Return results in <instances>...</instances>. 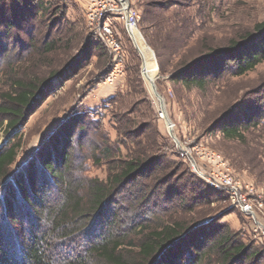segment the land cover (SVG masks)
Returning <instances> with one entry per match:
<instances>
[{
  "label": "trees",
  "instance_id": "trees-1",
  "mask_svg": "<svg viewBox=\"0 0 264 264\" xmlns=\"http://www.w3.org/2000/svg\"><path fill=\"white\" fill-rule=\"evenodd\" d=\"M59 1L61 6L51 8L46 0H0V56L7 51L4 45H9L10 32H15L27 38L22 51L36 55L39 61L36 71L9 76L8 91L0 95V127L5 123L9 138L0 148V264H264V250L245 243L218 218L187 225L172 218L154 226L147 224V213L134 204L138 199L147 203L150 199L129 193L138 181L165 186L163 203L176 200L177 204L173 203L182 211L189 204L180 207L178 203L187 195H193L190 203L201 207L209 198L198 188L205 184L192 172L187 184H168L170 167L154 155L158 145L155 139L160 135L148 123L135 122L133 110L114 115L115 132L132 146L126 149L124 161L114 163L119 152L106 148L107 142L90 113H75L50 129L38 151L13 168L20 146V135L15 133L53 93L54 82L80 70L94 56L92 49L107 55L99 39L89 33L78 54L43 78L40 68L46 69L48 55L57 52L58 44L49 38L63 33L69 46L77 39L74 24L65 21L67 0ZM144 3L148 10L142 23L147 25L146 32L151 30L150 45L156 56L164 57L167 65L171 58H179L169 76L172 84L205 91L209 82L243 76L264 62V21L255 25L252 35L231 40L225 47L199 43L196 56L183 58L192 38L191 22L177 20L174 24L171 17L163 16L178 5L177 0ZM51 13L54 20L50 22L47 16ZM111 100L114 103L116 95ZM237 109L239 106L222 113L210 124V132L216 130L225 140L243 141V133L249 130L248 110L234 113ZM154 110L158 120L155 106ZM96 137L95 146L86 150L92 152L87 159L97 162V150L96 155L111 166L104 182L83 177L79 161L86 159L85 140L93 143ZM116 206L120 208L115 210ZM128 219H134L136 226L131 221L128 224ZM126 230H135L138 237L128 239Z\"/></svg>",
  "mask_w": 264,
  "mask_h": 264
},
{
  "label": "rangeland",
  "instance_id": "rangeland-1",
  "mask_svg": "<svg viewBox=\"0 0 264 264\" xmlns=\"http://www.w3.org/2000/svg\"><path fill=\"white\" fill-rule=\"evenodd\" d=\"M46 1L51 4V8L61 6L59 0ZM128 1L139 15L135 39L131 38L129 32L121 25L112 23V31L125 55L122 77L113 83H105L104 78L110 72L111 58L108 52L106 55L103 54L104 51L92 49L94 56L70 78L65 76L58 78L54 82L53 93L15 133L17 137L20 135L18 137L20 146L13 168L19 167L38 151L43 137L50 129L75 113H90L91 119L97 121L95 127L98 129L100 127L104 141L107 142L106 148L108 146L119 152L114 163L124 161L127 159L126 149L132 146L115 132L113 123L117 121L114 115L119 117L124 112L133 110L132 118L135 122L148 123L160 135V138L155 139L159 146H156L154 155L160 163L167 162L170 167L168 184L175 182L179 185L187 184L192 172L209 188L198 187L202 192L205 190L204 194L209 198L206 205L201 207L199 204L190 203L193 195H187L182 203H178L180 207L182 204H189L187 210L182 211V207L176 208L175 204L178 202L176 200H172L171 204L163 203L162 194L165 186L150 184L148 180L138 181L132 185L129 193L134 196L137 192L140 199L142 197L150 199L148 203L138 199L134 204L136 208L147 213L149 221L147 224L154 226L158 222L172 218L179 224L187 225L195 221L198 224L218 218L230 232L241 236L245 243L254 244L264 250V62L243 76L225 77L209 82L205 91L172 84L169 76L173 73L179 58H171L167 65L164 57L156 56L150 45L151 30L146 32L147 25L142 23L143 13L148 10L143 2L147 4L152 0ZM177 4L163 16L171 17L174 24L177 20L191 22L192 38L188 40L189 48L184 55L182 54L183 58L196 56L200 51L199 43H205L206 47L211 48L225 47L231 40L252 35L255 25L264 21V0H177ZM65 5L67 6L65 21L74 24L73 33L77 38L74 41L75 46H69L65 42L66 36L63 33L50 37L49 40L52 39L58 44L57 52L48 55L45 61L46 69L45 66L40 68L43 78L47 77L50 70L59 71L69 58L78 54L85 38L89 36V32L83 27L80 5L75 0H67ZM52 15L53 13L47 16L50 22L54 20ZM9 38V45H4L8 46L7 51L5 49L0 56V95L8 91L9 76L13 74L20 76L24 71L26 74L31 70L36 71L34 67L39 62L36 55L28 56L22 51L26 37L10 32ZM92 40L97 42L95 38ZM98 47L101 48L100 45ZM143 67L154 83L164 110L159 108L158 100L142 76ZM130 80H135V83H130ZM114 95L117 100L113 103L111 99ZM152 102L157 114L159 111L163 114L162 120L159 117L158 120L155 118ZM134 105L136 106L133 108ZM238 106L239 109L234 113L248 110L246 113L249 116V130L243 133V141L225 140L215 132L216 130L210 132V124L215 119ZM166 119L169 126L166 125ZM4 126L5 123L0 127V148L9 139L6 138ZM97 140L98 137L93 143L85 140L86 159L84 161L78 159L83 164V177L104 182L108 174L107 168L111 166L96 155L97 150L94 151L98 158L97 162L92 163V159H87L91 157L92 152L86 150L92 149ZM13 141L16 143L17 139ZM209 157L214 158V161ZM217 157L219 159H216ZM225 168L228 169L225 174L230 175V180L220 176ZM230 181L240 183L241 190L237 195L250 205L251 215L243 214L235 208L238 199L236 194L231 198L225 190H216L213 187L215 183L225 185ZM119 208L116 206L115 210ZM253 213L255 221L252 220ZM133 220L128 219V224L130 221L134 224ZM133 231L126 230L128 233L125 236L128 239L138 237V232Z\"/></svg>",
  "mask_w": 264,
  "mask_h": 264
},
{
  "label": "built area",
  "instance_id": "built-area-1",
  "mask_svg": "<svg viewBox=\"0 0 264 264\" xmlns=\"http://www.w3.org/2000/svg\"><path fill=\"white\" fill-rule=\"evenodd\" d=\"M81 12L85 21V26L88 32L95 38L99 39L103 47L107 50L111 62L110 72L105 76V83H113L117 78L123 75V64L125 62V55L119 40L116 38L112 31V23H118L126 31H128L131 38L137 36V25L139 21V15L135 8H133L128 0H79ZM158 117L163 119V114L159 111ZM211 158L214 161V158ZM202 160V156H200ZM216 159H219L218 157ZM220 164V162H216ZM222 165H224L222 163ZM223 173H220L221 177L229 179L230 175L225 173L228 169H223ZM230 180V179H229ZM232 181V180H231ZM226 182L225 185L215 183L213 186L216 190H225L229 195L236 194L237 202L235 208L239 209L243 214L251 215V207L244 198H240L237 192L241 190L240 183ZM228 183V184H227ZM254 213L253 218L254 220ZM255 221V220H254Z\"/></svg>",
  "mask_w": 264,
  "mask_h": 264
},
{
  "label": "water",
  "instance_id": "water-1",
  "mask_svg": "<svg viewBox=\"0 0 264 264\" xmlns=\"http://www.w3.org/2000/svg\"><path fill=\"white\" fill-rule=\"evenodd\" d=\"M142 76L145 78V80H146V82L148 83V85H149V87H150V91L152 92V94H153V96L158 100V102H159V95H158V93L156 92V89H155V86H154V83H153V81L147 76V73H146V69H145V67H143V70H142ZM159 104H161V105H159V108H161L162 110H164V106H163V103H162V101H161V103L159 102ZM166 125H170L169 124V121L166 119Z\"/></svg>",
  "mask_w": 264,
  "mask_h": 264
},
{
  "label": "bare ground",
  "instance_id": "bare-ground-1",
  "mask_svg": "<svg viewBox=\"0 0 264 264\" xmlns=\"http://www.w3.org/2000/svg\"><path fill=\"white\" fill-rule=\"evenodd\" d=\"M159 102L161 103V99H160V97H159ZM161 105V104H160ZM162 106V105H161Z\"/></svg>",
  "mask_w": 264,
  "mask_h": 264
},
{
  "label": "crops",
  "instance_id": "crops-1",
  "mask_svg": "<svg viewBox=\"0 0 264 264\" xmlns=\"http://www.w3.org/2000/svg\"><path fill=\"white\" fill-rule=\"evenodd\" d=\"M78 1H79V0H75V2H77V3H78ZM78 4H79V3H78Z\"/></svg>",
  "mask_w": 264,
  "mask_h": 264
}]
</instances>
